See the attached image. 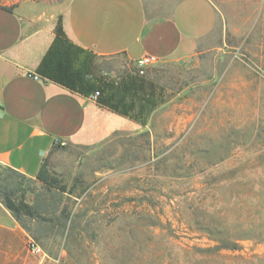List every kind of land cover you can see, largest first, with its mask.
<instances>
[{"label":"rangeland","instance_id":"374dc122","mask_svg":"<svg viewBox=\"0 0 264 264\" xmlns=\"http://www.w3.org/2000/svg\"><path fill=\"white\" fill-rule=\"evenodd\" d=\"M226 5L196 57L137 82L124 61L100 73L138 129L61 146L49 184L0 166L32 208L23 224L43 264H264V0ZM210 229L240 248L218 249Z\"/></svg>","mask_w":264,"mask_h":264},{"label":"crops","instance_id":"0c3cea01","mask_svg":"<svg viewBox=\"0 0 264 264\" xmlns=\"http://www.w3.org/2000/svg\"><path fill=\"white\" fill-rule=\"evenodd\" d=\"M228 2L242 8L244 0L222 7L218 0H23L0 6V164L36 179L61 146L92 147L138 129L132 116L109 106L117 88L100 73L114 74L109 66L124 61L128 81L143 76L136 63L144 56L166 64L196 57L214 39ZM99 88L102 96L93 99ZM31 241L0 201V264H43L30 252Z\"/></svg>","mask_w":264,"mask_h":264},{"label":"trees","instance_id":"16d2710c","mask_svg":"<svg viewBox=\"0 0 264 264\" xmlns=\"http://www.w3.org/2000/svg\"><path fill=\"white\" fill-rule=\"evenodd\" d=\"M60 35H64L63 31L60 30L58 31ZM53 53V49L52 51H50V54ZM47 63V58L44 62ZM45 79H47V77H44ZM131 80L133 81H138V77L135 76H131L130 77ZM110 84V86H113V83H107ZM122 85V84H120ZM100 89V96H102V89ZM112 98L110 97V99L107 101V103L109 104V106L118 111L121 112L122 114L125 115H130V107L129 105H126L122 99L118 100L117 102H112ZM0 166H3L0 164ZM6 167V166H5ZM11 172L13 173H17L18 175H20L23 178H28L25 175L7 167ZM30 179V178H29ZM33 180V179H30ZM37 181L43 183V184H49L51 177L49 175V172L47 170V165L44 164L42 166V168L40 169L38 175L36 176ZM0 201L2 202V204L13 214V216L16 218V220L25 228L24 224H23V218L26 216H33V212H32V208L26 204L24 201H18L16 199V193L14 190V186L7 181L6 179H0ZM26 229V228H25ZM208 233L211 236H214L217 240V242L219 243L218 249H230V250H238L240 248V246L238 245V243L230 241L229 239H227L226 237H223L221 235L220 232L217 231H213V230H209Z\"/></svg>","mask_w":264,"mask_h":264},{"label":"built area","instance_id":"2783aa9c","mask_svg":"<svg viewBox=\"0 0 264 264\" xmlns=\"http://www.w3.org/2000/svg\"><path fill=\"white\" fill-rule=\"evenodd\" d=\"M160 63L161 60L159 58L147 55L139 59L136 63V66L138 68L139 74L144 75L146 69H148L151 66L158 65ZM34 78L36 80L41 79V77L38 75H34ZM99 96H100V92H96L93 95V99H98ZM29 250L34 255H39L42 253V248L39 245H37L33 240L29 244Z\"/></svg>","mask_w":264,"mask_h":264},{"label":"water","instance_id":"95a60500","mask_svg":"<svg viewBox=\"0 0 264 264\" xmlns=\"http://www.w3.org/2000/svg\"><path fill=\"white\" fill-rule=\"evenodd\" d=\"M182 62H183V61H182ZM182 62H181V63H182Z\"/></svg>","mask_w":264,"mask_h":264}]
</instances>
